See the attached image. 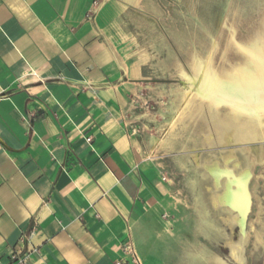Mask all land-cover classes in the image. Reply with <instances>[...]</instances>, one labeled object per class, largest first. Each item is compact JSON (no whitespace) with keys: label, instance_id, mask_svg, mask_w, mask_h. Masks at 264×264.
<instances>
[{"label":"crops","instance_id":"1","mask_svg":"<svg viewBox=\"0 0 264 264\" xmlns=\"http://www.w3.org/2000/svg\"><path fill=\"white\" fill-rule=\"evenodd\" d=\"M153 2L0 0V264H115L129 242L150 264L175 204L131 132L124 27Z\"/></svg>","mask_w":264,"mask_h":264},{"label":"rangeland","instance_id":"2","mask_svg":"<svg viewBox=\"0 0 264 264\" xmlns=\"http://www.w3.org/2000/svg\"><path fill=\"white\" fill-rule=\"evenodd\" d=\"M146 8L124 27L125 45L141 73L129 102L131 132L165 176L175 208L166 230L148 229L152 242L143 244L144 253L150 264H208V256L210 264L214 257L239 264L231 245L240 244L243 264H264V140L218 141L205 103L177 118L182 96L191 87L193 59L213 54L221 71L238 65V45H249L264 30V0H154ZM226 114L225 107L219 108V116ZM213 162L234 173L251 171L247 186L252 207L243 229L233 211L213 204L226 181L224 175L217 180L210 173L206 164ZM157 234L169 237L160 242Z\"/></svg>","mask_w":264,"mask_h":264},{"label":"bare ground","instance_id":"3","mask_svg":"<svg viewBox=\"0 0 264 264\" xmlns=\"http://www.w3.org/2000/svg\"><path fill=\"white\" fill-rule=\"evenodd\" d=\"M237 50L240 54L239 64L222 71L216 67L213 54L209 55L206 60L196 57L193 59V73L190 80L187 79L191 87L182 96V107L178 108L177 118L180 121L183 117L189 116L195 110L198 102L205 103L210 110L209 119L212 120L215 130H217L218 141L238 143L264 140V30L257 40L246 46L238 45ZM226 61L224 60L223 66ZM224 107L227 109V114L219 116V108ZM197 112L194 114L198 115ZM198 116L200 119L201 116ZM197 119L196 121H198ZM190 122L192 121L190 120ZM230 156H233L232 152ZM206 167L215 176V179L218 180V177L222 175L226 178L225 184L221 183L225 185L223 192L215 195L213 204L220 203L228 210L233 211L234 220L243 229L244 220L252 207V194L247 186L251 171L240 170L235 174L232 168H221L215 162L206 164ZM240 248V244L231 245V255L236 263L243 264ZM211 264H226V262L214 257L211 259Z\"/></svg>","mask_w":264,"mask_h":264},{"label":"built area","instance_id":"4","mask_svg":"<svg viewBox=\"0 0 264 264\" xmlns=\"http://www.w3.org/2000/svg\"><path fill=\"white\" fill-rule=\"evenodd\" d=\"M85 141L89 144L91 143V138H86ZM123 251L124 253H126L128 260L119 261V262H116L115 264H142L138 254L136 253L133 245L130 242L124 245ZM11 259L14 261L17 260L15 256H12ZM17 263L24 264V260L19 259Z\"/></svg>","mask_w":264,"mask_h":264}]
</instances>
